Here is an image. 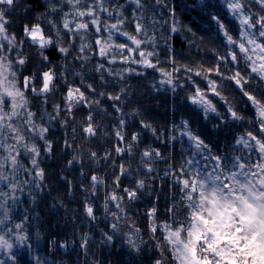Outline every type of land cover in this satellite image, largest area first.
I'll return each mask as SVG.
<instances>
[{
    "label": "snow or ice",
    "instance_id": "6c2138e0",
    "mask_svg": "<svg viewBox=\"0 0 264 264\" xmlns=\"http://www.w3.org/2000/svg\"><path fill=\"white\" fill-rule=\"evenodd\" d=\"M223 3L239 25L233 36L220 16L211 15L217 34L222 37L224 54L217 52L210 67H191L178 65L169 46L167 62L172 67L168 70L161 66L158 41L163 40L166 45L169 41L159 34V29L167 25L170 37L183 27L170 0H124V3L119 0H47L45 11L34 22L25 23L19 37L11 30V15L22 9L26 16L31 9L25 0H0V253L7 254L15 264L13 249L30 247L28 216L16 222L13 210L26 190L35 203L46 187V171L41 165L53 154L50 128L57 121L61 127L69 128V121L76 122L73 111L85 108L87 114L79 125L83 141L87 143L108 135L118 141L112 151L100 154L89 150L85 158L81 146L74 149L67 135L63 137L62 147L76 152L66 166L79 165L80 176L91 185V189L81 185L85 192L95 196L98 187L107 188L102 176L85 175L88 162L98 166L103 160L113 168V191H105L103 204L105 219L109 216L111 219L106 225L108 231L101 230L102 244L111 246L116 237H120L130 255H139L147 251L151 241L159 253L154 264H165L169 257L172 264H264V0H223ZM126 5H134L131 18L124 14ZM254 6L259 10H253ZM125 23L132 25L131 33L125 30ZM184 30L192 32L190 28ZM192 35L195 38V33ZM119 37H124L125 41L118 43ZM25 43L36 50L44 63H49L45 52L53 46L68 63L61 65L63 71L59 74L51 67L40 72L41 83L37 88L35 73L21 79L28 63ZM94 56L98 60L93 70L99 75L101 87L109 83L106 77L121 82L127 77L144 75L141 69H152L162 77L158 83L171 86L175 92L177 87H184L183 83H178L181 76L176 75L183 72V78L192 88L188 99L202 111L203 118L214 115L219 121L215 127L223 126L229 131L239 128L240 133H233L228 151L218 148L214 151L211 143L193 131L188 120H181L180 136L187 138L189 154L173 169L169 158L158 149L138 150V132L125 140V116L140 114L139 109L124 112L123 103L131 94L129 85L121 86L116 94L98 92L93 84L85 83L87 73L68 67L74 62H79L82 69L91 66ZM116 64L123 67L116 69L113 67ZM65 72L80 77V85L69 84ZM193 76L205 82L203 89ZM56 79L67 85V92L63 95V106L54 103L49 113L46 106L48 97L57 88ZM152 88L156 90V84ZM227 89L239 91L243 108L229 99L225 94ZM29 92L39 98V114L33 110ZM105 97L113 101L111 107L118 114L111 133L105 131L107 125L100 123L111 117L101 104ZM210 97L216 98V102ZM247 108L252 109L251 116L244 115ZM62 111L67 114L63 119L60 118ZM140 125L156 134L150 123L140 120ZM71 131L75 134L76 127H71ZM113 153L127 163L117 165ZM137 153L139 160L133 169L131 162L137 160ZM157 161L167 163L163 176L171 177L170 187L179 190V202L185 211L174 201L163 210L167 219L158 221L154 204L146 212L148 240H145L140 228L131 221L125 200L131 203L140 199L139 194L149 187L146 181L156 179L153 174L157 172L154 166ZM139 172L144 173L143 178L136 177ZM121 177L132 178L131 186L121 187ZM61 179L66 181L71 194L72 182L64 176ZM84 213L90 224L97 220L87 197ZM90 239L84 234L80 247L86 250ZM59 247L68 245L64 243ZM35 260L36 264H47L39 256ZM0 264L7 261L0 259Z\"/></svg>",
    "mask_w": 264,
    "mask_h": 264
},
{
    "label": "trees",
    "instance_id": "16d2710c",
    "mask_svg": "<svg viewBox=\"0 0 264 264\" xmlns=\"http://www.w3.org/2000/svg\"><path fill=\"white\" fill-rule=\"evenodd\" d=\"M124 3V0H119ZM47 0H25V4L31 9L25 16L22 9H17L11 15L13 27L11 30L16 31L19 37L22 31V26L25 23H32L35 18L45 11ZM205 5H208L205 7ZM170 6L175 7L177 18L180 20L182 29L172 33L169 37L168 26L164 25L159 29V34L168 38L169 43L164 44L163 40H159V59L161 66L171 70V65L167 62L169 55L168 48L171 47V55L175 57L178 65H189L196 67L203 65L210 67L214 63V56L217 52L224 54L226 49L222 47V37L217 34V25L211 20V15L216 14L224 20L233 36L236 35L238 21L230 14L224 6L223 0H170ZM134 5H126L124 14L130 17V13ZM255 11H258V6H254ZM167 19V13H163ZM124 28L128 32H132V25L125 23ZM190 28L192 32L184 29ZM192 33H195V38ZM195 40L194 43L190 41ZM67 37H65V42ZM124 37H119L117 42H124ZM66 46V43H65ZM95 47V46H94ZM25 54L28 56V63L24 66L21 73L23 76L36 74V87H40L39 75L42 71H47L51 67L56 73L63 71L61 65L68 63L64 57L53 46L45 52L48 56L49 63H44L36 54V50L25 43ZM68 60H72L69 56ZM98 57H92L90 65H86L83 69L79 62L69 63L68 67H75L77 71L87 73L84 77L85 83H91L97 91L116 94L119 93L120 87L125 84L131 88L130 97L124 101V112L130 113L133 109H139V116H125L127 121L125 125V140L132 133H139V144L136 146L139 151L151 147L158 149L164 157H168V163H171L173 169L179 167L186 155L189 154V145L186 137L180 136L181 120H188L194 132L201 135V138L206 142L211 143L214 151L218 148L220 151H228V146L232 143L233 133L239 134L240 129L235 128L231 131L226 130L221 126L215 127L219 121L214 115H209L207 119L203 118L202 111L192 105L188 96L192 93V88L189 82L184 79L183 72L176 75L181 76L178 83H183L184 87H177L175 92L171 90L169 85H160L159 80L162 79L160 74L152 69H141L144 72L142 76L127 77L125 81L117 82L113 78L106 77L109 83L105 87L100 86L99 75L93 70ZM116 69L123 67L121 64L113 66ZM133 67H137L133 65ZM68 83L73 86L80 85V77L74 76L73 73L65 72ZM90 77H94L90 78ZM193 80L203 89L205 82L199 77H192ZM54 83L57 85L56 90L48 97L47 111L52 112V105L60 104L63 106V95L67 92V85L60 79H56ZM156 84L154 90L152 85ZM81 91H86L81 88ZM86 94L87 91H86ZM230 100H233L238 108H243V102L239 91L227 89L225 92ZM29 98L32 100L33 110L39 114V98L34 97L30 92ZM94 96V94H93ZM213 102L216 98L210 97ZM101 104L111 113L109 119L100 121L101 124L107 125L105 131L111 133L112 126L116 124V116L118 115L111 107L113 101L106 97L101 99ZM219 107V105H217ZM221 111L223 109L221 108ZM87 114V109L81 108L79 111L74 110L73 115L76 117V122L73 124L69 121V128L61 127L60 122L54 123V126L49 130V138L53 140L54 148L51 158H45L42 167L46 171L47 184L45 189L37 196L35 203L32 201L27 190L21 197L20 203L13 210V220L19 222L20 218L27 215L28 224V244L30 247L17 246L13 250L16 255L15 264H36L35 257L39 256L42 260H46L47 264H154V258L159 257V253L155 250V245L149 241L148 249L139 255L129 254L127 245L121 243L120 237H116L115 242L111 246H106L100 241L101 230L108 231L106 225L111 219L109 216L105 219L103 204L105 199V191H113L112 181L115 179L113 168L103 160L97 166L88 162L85 165L84 172L87 177L95 174L102 176L105 179L107 188H97L95 196L85 192L84 188L91 189L88 179L80 176V166L74 165L67 167V161L76 155V152L71 149L62 147L63 137L67 135L69 143L73 144L75 149L81 146L85 158L88 156L89 150L96 151L102 154L104 151H112L114 144L118 143L111 135L98 136L96 139L85 143L80 133V122L83 121ZM67 114L60 113V118L63 119ZM245 116L252 115V109L244 110ZM140 120L150 123L156 129V134L147 129L142 128ZM178 126V127H174ZM76 127V133L73 134L71 127ZM255 131V129H252ZM176 136L177 139L172 140L171 137ZM159 137V138H157ZM113 158L116 164L122 161L119 156L113 153ZM139 160L132 161V168L135 169ZM27 163V161H25ZM157 172L155 180L146 181L149 185L142 193L140 199L127 205V213L131 217V221L140 228L144 239L148 240L146 228L148 226V217L146 212L154 204L158 209V221L167 219L163 210L172 202H176L181 211H185L183 205L179 202V190L175 186H171V177H164L163 173L167 169V163L157 161L155 163ZM137 178H143L144 173L135 174ZM61 176L67 177V180L72 182L71 194H69L68 185ZM132 178L121 177V187H130ZM119 192V190L117 189ZM92 204L97 216L94 223H89L84 213L85 198ZM159 197V200L156 198ZM54 205V207H53ZM115 210V209H113ZM127 230V228H125ZM88 234L91 239L88 248L80 247L81 237ZM67 243V248H61L59 245ZM167 255V253H166ZM0 259L7 261V264H13V261L8 259V256L3 258L0 253ZM165 264H172L171 258L165 260Z\"/></svg>",
    "mask_w": 264,
    "mask_h": 264
},
{
    "label": "rangeland",
    "instance_id": "374dc122",
    "mask_svg": "<svg viewBox=\"0 0 264 264\" xmlns=\"http://www.w3.org/2000/svg\"><path fill=\"white\" fill-rule=\"evenodd\" d=\"M14 249H15V248H14ZM14 249H13V250H14ZM2 257H3V258L7 257V254H3V253H2Z\"/></svg>",
    "mask_w": 264,
    "mask_h": 264
}]
</instances>
